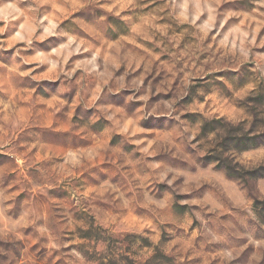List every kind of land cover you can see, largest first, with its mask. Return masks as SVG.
<instances>
[{
	"label": "clouds",
	"instance_id": "clouds-1",
	"mask_svg": "<svg viewBox=\"0 0 264 264\" xmlns=\"http://www.w3.org/2000/svg\"><path fill=\"white\" fill-rule=\"evenodd\" d=\"M154 2L0 0V264H264V0Z\"/></svg>",
	"mask_w": 264,
	"mask_h": 264
},
{
	"label": "rangeland",
	"instance_id": "rangeland-1",
	"mask_svg": "<svg viewBox=\"0 0 264 264\" xmlns=\"http://www.w3.org/2000/svg\"><path fill=\"white\" fill-rule=\"evenodd\" d=\"M74 2V0H73ZM128 2V0H120V4L123 6L124 4H126ZM163 3V0H155L154 3L151 4V8H157L159 7L161 4ZM97 11H103V9H97ZM127 11L126 8L124 7H121V12H125ZM82 14H85V10L82 9V8H75L72 12V15L75 16V15H82ZM161 15H163V13H161ZM54 21H55V17L53 18ZM68 23V17L65 16V18L63 20L60 21V26L62 27L64 24ZM159 24V25H163L165 23L164 20H161V19H157L155 21L153 20H147L145 22V28H151L153 24ZM261 35H264V31L261 32ZM58 42V38L55 37V36H49L47 37L46 39L42 40V41H34V43L40 45L41 47H47L49 45V43L51 44H56ZM148 43H151V41H148ZM14 49H8L7 51H5L4 55L5 57H8L10 56V53L11 51H13ZM117 56L119 55V53L116 54ZM77 57L73 56L71 57L69 60H68V63L70 64L72 62V60L76 59ZM116 59V56H112L111 53H105V59ZM164 59L163 57H156V60L157 61H160ZM155 67V66H154ZM163 69V70H162ZM120 71H123V69L121 68ZM164 71H166V69L164 68L163 65H160L159 67H156L155 68V71L147 76L145 78V86H147L148 84V81L152 79V76L155 75L156 79L153 80V83H157L158 81H160L162 78H163V75H164ZM42 84H50L52 83L51 81H49L48 79H45V80H42L41 81ZM56 83L58 84L59 81H56ZM114 96H118L120 95V93H114L113 94ZM22 115H26V114H22ZM4 122L2 120H0V124H3ZM0 133H2V130H0ZM57 152H59V150H56ZM12 160H15V157L11 154H8V153H0V163L2 162H7V161H12ZM17 163V166L18 167H23L24 166V163L25 161L23 159H20L18 161H16ZM42 163H44V159L43 157L38 153L34 160H33V169L36 167V166H39L41 165ZM100 163L102 164L103 163V160L101 159ZM32 170V169H30ZM14 174V173H13ZM0 175H3L2 172H0ZM25 178H27V173H25ZM19 195H22V193L20 194H17V198L19 197ZM129 225H133L135 223H137V221L135 220L134 217H129V219L126 221Z\"/></svg>",
	"mask_w": 264,
	"mask_h": 264
}]
</instances>
